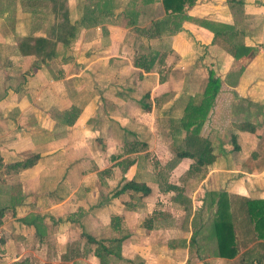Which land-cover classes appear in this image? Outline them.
Segmentation results:
<instances>
[{"label":"crops","instance_id":"0c3cea01","mask_svg":"<svg viewBox=\"0 0 264 264\" xmlns=\"http://www.w3.org/2000/svg\"><path fill=\"white\" fill-rule=\"evenodd\" d=\"M201 1L195 0L185 13L236 24V29L242 26L246 35L241 40L251 48L246 55L233 58L193 20L182 21L163 41L138 37L113 8L110 19L80 25L68 43H55L51 58L41 59L21 53L19 46L26 37L47 36L40 16L44 13L33 15L20 0H0V193L14 195L11 204L0 207V264H101L94 255L97 244L88 237L105 246L121 239V258L108 254L106 264H241L245 253L246 259L259 256L264 264V248L250 242L251 234L241 224L236 225L237 250L230 258L218 255L215 235L205 228L188 248L193 213L199 211L201 224L211 221L210 191L264 200V8L252 6L251 1L259 0H245L248 16L243 15L245 25L244 20L239 25L241 20L225 9V1L217 15L207 14L211 5ZM67 2L71 21L89 3ZM156 6H161L159 1L136 2L135 25L145 27L140 22L146 19L150 23ZM246 23L255 24V30H248ZM155 40L159 46L153 49ZM150 49L169 52L149 71L132 66L133 59ZM208 70L220 86L198 135L212 142L221 139L219 132L225 133L231 122L241 121L254 124L255 131L239 132L237 151L220 147L223 152L205 166L204 174H190L182 181L190 204L185 214L170 200L172 192L162 190L165 182L177 184L183 178L191 160L181 158L173 168L163 169L165 181L157 174L161 168L156 162L147 165L145 153L150 145L166 146L163 139H172L168 124L181 115L189 97L202 92ZM193 79H201L203 87L191 89ZM246 90L261 94L251 98ZM178 96L183 101H177ZM222 100L227 102L223 108ZM160 114H166L163 125ZM135 139L143 143L137 150L146 144V152L126 156ZM168 154L162 165L173 155L171 146ZM31 156L37 158L30 167H5ZM125 156L133 163L123 170ZM129 179L144 182L149 192L113 196ZM112 215L119 217L117 228L110 226ZM234 217L241 222L235 210Z\"/></svg>","mask_w":264,"mask_h":264},{"label":"trees","instance_id":"16d2710c","mask_svg":"<svg viewBox=\"0 0 264 264\" xmlns=\"http://www.w3.org/2000/svg\"><path fill=\"white\" fill-rule=\"evenodd\" d=\"M50 1H52L50 11L53 13L56 21L49 27L46 37H26L23 39L19 46L21 53L33 54L41 59H49L54 55V46L56 42L68 43L70 39L74 37L75 31L80 24H96L102 19H110L112 16V9L116 6L114 0L96 1L92 5V8L86 6L85 12H83L78 20L73 22L69 19L68 11L62 5L63 0H20V4L34 15L37 13V10H40V7H46L50 4ZM228 1L238 5H241L242 2L241 0ZM136 2H140V4L143 5L149 4L148 2L152 3L153 0H128L126 5L131 8H126V6L122 10V14L126 18L125 26L131 27V30L135 32L138 37H143L147 40L160 39L163 41L164 37L171 36L179 30L182 21L193 20L200 26L209 30L212 33L213 42L220 45L221 48L227 51L233 58L236 59L246 55L251 49L245 46L241 40L242 37L246 35V31L241 27L236 29V24L228 25L224 23L207 22L186 15L185 8L193 5L195 0H160L164 14L161 17L152 19L145 28H140L135 25L138 16V12L134 10ZM61 8L62 12L59 13ZM168 52L169 49H161V51L150 49L147 55L135 59L133 66L141 68L143 71H149L155 65L160 66ZM219 85V78L214 75L212 70H208L207 79L202 92L189 97L183 107L181 115L168 124L169 133L172 136L170 145L173 155L165 165L161 166V170H158L157 174L163 177L165 174L163 169L168 170L173 168L181 158H188L191 160V163L183 173V178L179 179L177 184L165 182V188L162 190V192H172L170 200L174 205L181 208L185 214L189 213L190 204L189 199L183 195L182 181L190 174L199 172H203L202 174H204L205 166L211 163L218 153L223 152L222 149L216 151L210 141L198 135L206 114L213 105ZM254 131L255 125L248 121L231 122L225 131L229 144L231 145L230 150L237 151L239 149V145L236 142L239 132L254 133ZM137 144L142 145L143 143L135 139L132 147L135 151L139 148ZM36 158V156L27 157L20 162L5 165V167L13 171L21 170L34 164ZM131 163H133V159L128 157L125 158L122 161L123 170ZM202 174L201 176H203ZM124 191L140 192L142 195H146L149 192V188L142 181L129 179L124 181L112 195L116 196ZM208 196L213 209L211 221L206 224H201L199 220V211L193 213L190 223L191 232L188 239L189 250L196 244L195 235L197 231L201 228H205L214 233L219 256L227 258L234 256L237 250V217H234V210L239 214L241 226L244 224L242 226V228L244 227V232L251 234L250 242L254 241V246L264 248L263 199L240 196L233 197L221 190H212L208 193ZM3 210L4 208L0 209V215ZM186 219L187 217L185 220ZM118 223L119 217L112 215L110 217V226L112 228H117ZM87 240L97 244L94 255L99 259V263L106 264L105 259H107L108 254H111L117 259L121 258L119 254L121 239H112L109 241L111 244L109 246L102 245L99 241H95L89 237ZM114 248H116V251ZM100 251H103V255L100 254ZM245 255L246 253L240 256L241 264L246 259ZM246 260L248 262L245 264L261 263L259 256L250 257Z\"/></svg>","mask_w":264,"mask_h":264},{"label":"rangeland","instance_id":"374dc122","mask_svg":"<svg viewBox=\"0 0 264 264\" xmlns=\"http://www.w3.org/2000/svg\"><path fill=\"white\" fill-rule=\"evenodd\" d=\"M96 1H98V2H100V0H82V2H84V3H88L87 4V6H91V5H93L94 4V2H96ZM155 1H159V3H160V0H153V2H155ZM204 2H205V4H209V5H211L210 6V9L211 10H205L206 11V13L207 14H209L208 13V11L210 12V13H213V14H216L217 15V12H216V9H219V7L218 6H220L221 5V3L223 2V1H225L224 2V4L226 3V6L227 7H225V9H227V10H229V13L233 16V18H235L236 19V21H238V20H241V23H239V25H243L242 23V21L244 20V25H245V18H243V15H247V14H244V8H243V4H244V2H245V0H242V2H241V5H238V4H236V3H231V2H229L228 0H203ZM203 1H201V2H203ZM114 2L116 3L115 5V7H113V8H115V10H116V12L118 13V12H120L121 11V15H122V17L121 18H124V22L126 21V18L124 17V15L122 14V10L127 6L126 5V3L128 2V0H114ZM124 2H125V4H124ZM68 2H67V0H63V3H62V5H63V7L68 11V10H70L68 7H70V5H69V3L67 4ZM148 3H151V2H148ZM213 4L214 5H216V6H213ZM251 4H252V6L253 7H257L258 8V11H261L263 8H264V0H259V1H251ZM258 4V5H257ZM67 5H69V6H67ZM143 5H146V4H143ZM160 5H161V3H160ZM52 6V1H50V4H48L46 7H40V10H37V12H41V13H44L43 15H40L42 18V20H44L45 22H44V27H48V29H49V27L53 24V22H55L56 20L54 19V15H53V13L50 11V7ZM161 7V9H162V6H160ZM160 7H155L157 10H152L151 11V16L153 17V18H157V17H161L163 14H164V11L162 10H160ZM126 8H131V7H129V6H127ZM155 8H153V9H155ZM212 9H214V10H212ZM60 12H62V8L59 10V13ZM148 13V12H147ZM233 13V14H232ZM234 13H235V15H234ZM149 14V13H148ZM120 15V16H121ZM187 15V14H186ZM68 16H69V13H68ZM120 16H118V19H120ZM139 16V15H138ZM248 16V15H247ZM35 17V16H34ZM34 17H32L31 18V20L34 18ZM246 17V16H245ZM75 19H79L80 17H79V15H76L75 17H74ZM36 19H37V17H36ZM71 19H73V18H71ZM203 21H207V22H214V21H211V20H207V19H202ZM76 21V20H75ZM120 21V20H119ZM148 20L146 19V20H144V21H141L140 23H144V25H145V27H147L148 25H149V22H147ZM250 21H252V19L250 20ZM74 22V21H73ZM217 23V22H216ZM254 23V22H253ZM253 23H246V28H249L248 30H255V28H253L254 27V25L255 24H253ZM237 24H238V22H237ZM81 25V24H80ZM145 27H143V28H145ZM239 27H241L242 28V26H239ZM243 29V28H242ZM256 30H257V28H256ZM48 31V30H47ZM259 40H260V38H259ZM262 40V39H261ZM263 41V40H262ZM154 43H156V44H153L154 46H152V48L153 49H155V48H157L158 46H159V41H157V40H155L154 41ZM149 51V50H148ZM136 59V58H135ZM135 59H133L132 60V62H131V64H132V66H133V62H134V60ZM239 72H241V70H239ZM259 76H258V74H257V77H256V79H257V81H259ZM261 78H264V73H262L261 74ZM260 78V79H261ZM159 79H160V77H159ZM158 79V80H159ZM263 80V79H262ZM160 81V80H159ZM189 83H191L190 84V88L191 89H198V88H202L203 87V85H204V82L202 83V81H201V79L200 80H197L196 81V79H193V80H189ZM254 84L256 85V82H254ZM254 85V86H255ZM220 86V85H219ZM261 86V88H263L264 86H262V84L260 85ZM255 89H257V88H255ZM251 90V89H250ZM250 90H246L247 91V93H250V95H251V98H255V96H254V94H256L255 92H254V94H253V92H252V94H251V92H250ZM144 91V90H143ZM241 92V91H240ZM242 93V92H241ZM261 93H257L256 95H257V97L256 98H258V96L260 95ZM182 98L183 97H181V96H178L177 98H175L177 101H183L182 100ZM237 98H239V97H237ZM241 98V97H240ZM264 101V100H263ZM225 105H227V102H225L224 100H222L221 101V108H223L222 106H225ZM237 106L239 107L240 106V103H238L237 104ZM252 109L253 110H257V108H256V106H255V104L253 103L252 105ZM153 115H156V112L155 113H153ZM168 116L170 117V115L168 114ZM171 116H173V114L171 113ZM166 117V114H160V118H161V121L162 122H160L161 123V125H163L164 124V122H165V118ZM172 118V117H171ZM219 135H220V137H221V139H214L212 142H211V144L214 146V149L216 150V151H219L220 150V147H222L223 149L225 148V150H229L230 148H231V145L229 144V141H228V138H227V136H226V134L224 133V131L223 130H221L220 132H219ZM120 141H119V144H121V139H119ZM146 139H144V141H145ZM208 140V139H207ZM114 142H116V143H118V141H116V140H113ZM163 141H166V146H164V145H161V147L159 146V145H155V146H152V145H150L151 146V148H150V151L148 150V152H146L145 151V148H146V144H145V146L144 147H141L140 148V150H137V151H135V149L133 150V148L132 147H129L130 149H128L127 151H125V155L127 156L128 154H130V155H135V154H137L138 152H140V151H143L144 150V152H146L145 154H147L148 155V157L146 156V160H148V163H147V165L149 164H151L152 162H157V167H158V169L159 168H161V166H162V164L166 161V159L168 158V156H169V154H168V147H170L171 145V139H163ZM209 141V140H208ZM236 142H238V139H236ZM122 143H124V142H122ZM131 143V142H130ZM119 144H118V146H119ZM148 149V148H147ZM146 149V150H147ZM138 155V154H137ZM124 157L123 158V160L125 159V158H127V157ZM140 156V160H145V157H143L142 156V154H140L139 155ZM123 160H121V161H123ZM110 164H108V166H109ZM117 165H119V163L117 164ZM117 165L115 166V167H117ZM109 168V167H108ZM236 176V175H235ZM177 177V175L175 174V178ZM2 193H0V207H2L3 205H4V203H7V204H11V198L14 196H12L11 197V195H10V192L9 191H7V193L5 192V194L3 193V196L1 195ZM203 197L205 198L206 197V193L203 195ZM238 224H240V222H237V225ZM244 224H242V226H243ZM245 236V235H244Z\"/></svg>","mask_w":264,"mask_h":264}]
</instances>
